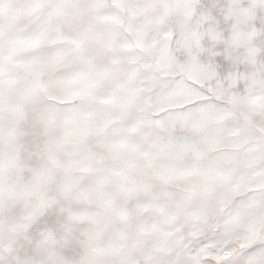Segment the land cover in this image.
I'll return each instance as SVG.
<instances>
[{
    "label": "snow or ice",
    "instance_id": "1",
    "mask_svg": "<svg viewBox=\"0 0 264 264\" xmlns=\"http://www.w3.org/2000/svg\"><path fill=\"white\" fill-rule=\"evenodd\" d=\"M0 264H264V0H0Z\"/></svg>",
    "mask_w": 264,
    "mask_h": 264
}]
</instances>
